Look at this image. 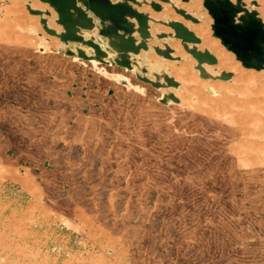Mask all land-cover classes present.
<instances>
[{"label": "rangeland", "instance_id": "1", "mask_svg": "<svg viewBox=\"0 0 264 264\" xmlns=\"http://www.w3.org/2000/svg\"><path fill=\"white\" fill-rule=\"evenodd\" d=\"M242 4L264 25V0ZM201 12L208 26L194 31L218 47L204 0ZM232 56H218L219 79L204 72L201 89L144 90L154 103L140 105L137 130L92 159L79 182L44 184L40 200H14L5 187L0 264H264V67Z\"/></svg>", "mask_w": 264, "mask_h": 264}, {"label": "crops", "instance_id": "2", "mask_svg": "<svg viewBox=\"0 0 264 264\" xmlns=\"http://www.w3.org/2000/svg\"><path fill=\"white\" fill-rule=\"evenodd\" d=\"M66 2L71 5L70 23L61 20L51 0H0V197L8 187L14 200H25L28 194L40 200L38 187L44 184L79 182L92 159L118 137L137 130L140 105L148 110L154 103L141 95L144 90L178 96L171 88L195 82L190 88L201 89L197 82L204 72L207 81L218 80L211 69L217 61H200L190 44L217 60L222 54L232 60L235 54L209 27L221 53L204 45L203 36L194 31L206 24L199 16L203 0H108L146 16L144 23L127 16L129 32L115 16L97 15L90 0ZM178 9L197 20L189 19L194 24L188 25L178 18ZM172 21L188 26L200 42L187 47Z\"/></svg>", "mask_w": 264, "mask_h": 264}, {"label": "water", "instance_id": "3", "mask_svg": "<svg viewBox=\"0 0 264 264\" xmlns=\"http://www.w3.org/2000/svg\"><path fill=\"white\" fill-rule=\"evenodd\" d=\"M57 7L63 22H72L70 13L71 5L66 0H51ZM234 4L231 0H204V5L214 17L215 35L232 50L246 67H264V25L255 18L256 12H250L237 0ZM104 2V5L102 4ZM90 7L100 16H115L120 26L127 32L132 30L127 16L134 17L141 23L146 21V16L126 3H109L108 0H90ZM103 5L104 7H102ZM102 7V8H101ZM186 18L196 21L193 16L180 11ZM243 12V13H242ZM242 13L237 21V16ZM176 36L182 38L186 43H199L200 38L190 31L183 23L173 22ZM196 58L203 62L215 63L217 61L208 50L199 51L192 49ZM229 76V75H227Z\"/></svg>", "mask_w": 264, "mask_h": 264}, {"label": "bare ground", "instance_id": "4", "mask_svg": "<svg viewBox=\"0 0 264 264\" xmlns=\"http://www.w3.org/2000/svg\"><path fill=\"white\" fill-rule=\"evenodd\" d=\"M205 45V44H204ZM206 46H208V47H210V48H212L213 50H215V51H217V52H220L219 51V49H218V47L214 44V43H208ZM221 53V52H220ZM223 66H232V67H235V65L233 66V65H231V63H229L226 59H224L223 60ZM231 68V67H230ZM237 68V67H236ZM188 72V71H187ZM243 75V74H242ZM244 78V77H243ZM224 81V80H223ZM42 87V86H41ZM25 88V87H24ZM44 88V87H43ZM42 88V89H43ZM52 88H54V87H52ZM60 88V87H59ZM38 90H40V89H38ZM43 90H46V89H43ZM53 90V89H52ZM51 91V90H50ZM34 92V91H33ZM52 92V91H51ZM65 92V91H64ZM36 93V92H35ZM41 93V92H40ZM43 93V92H42ZM44 94V96H45V93H43ZM136 94H138V93H136ZM50 95V94H49ZM56 95V94H55ZM60 95V94H59ZM58 95V96H59ZM39 96V95H38ZM210 96V95H209ZM42 97H43V95H42ZM46 97V96H45ZM53 97L55 98L56 96H54V94H53ZM66 97V96H65ZM139 97V96H138ZM228 97V96H227ZM44 98V97H43ZM205 98V97H204ZM216 98V97H215ZM37 99V98H36ZM35 99V100H36ZM41 99V98H40ZM56 99H57V97H56ZM61 99H62V97H61ZM64 99V98H63ZM38 100V99H37ZM46 100V99H45ZM63 101H65V100H63ZM67 101V100H66ZM232 101V100H231ZM248 100H246V102H247ZM257 100H255V102H256ZM40 102V101H39ZM44 102V101H43ZM61 102H62V100H61ZM216 102H218V101H216ZM215 102V103H216ZM222 102V101H221ZM238 102V101H237ZM248 102H250V101H248ZM22 103V102H21ZM64 103H66V102H64ZM224 103V102H223ZM229 103V102H228ZM23 104H25V103H23ZM42 104V103H41ZM63 104V103H62ZM156 104V103H155ZM217 104V103H216ZM220 104V103H219ZM227 104V103H226ZM29 105V104H28ZM31 105V104H30ZM261 105V104H260ZM263 105V104H262ZM160 106V105H159ZM246 107V106H245ZM30 108H31V106H30ZM230 108H232V107H230ZM24 109V108H23ZM28 109V108H27ZM26 109V110H27ZM33 110V109H32ZM40 110V109H39ZM29 111V110H28ZM36 111V110H35ZM31 112V111H30ZM240 112V111H239ZM238 112V113H239ZM257 112V111H256ZM33 113V112H32ZM237 113V114H238ZM243 114H244V112H242ZM24 114V113H23ZM161 114V113H160ZM159 114V115H160ZM208 114V113H207ZM28 116V115H27ZM235 116V115H234ZM233 116V117H234ZM248 116V115H247ZM25 117V116H24ZM246 117V116H245ZM29 118H31L30 117V115H29ZM237 119H238V116H237ZM248 120H249V118H247ZM250 119H252V117H250ZM28 121H29V119H27ZM244 120V119H243ZM30 121H31V119H30ZM177 122V121H176ZM237 122V121H236ZM28 124V123H27ZM181 124V123H180ZM190 124V123H189ZM243 124H245V123H243ZM195 125V124H194ZM29 126V125H28ZM41 126H42V124H41ZM4 127V126H3ZM31 127V126H30ZM185 127V126H184ZM247 127V126H246ZM250 128H251V126H249ZM263 127V126H262ZM5 129V128H4ZM259 129V128H258ZM264 129V128H263ZM262 129V130H263ZM32 130V129H31ZM189 129H187V131H188ZM260 131H261V129H259ZM245 131V130H244ZM253 131V130H252ZM8 132V131H7ZM31 132V131H30ZM44 132V131H43ZM149 132V131H148ZM258 132V131H257ZM9 133V132H8ZM193 133V132H192ZM243 133V132H242ZM13 134V133H12ZM27 135V134H26ZM28 136V135H27ZM11 137H12V135H11ZM243 137V136H242ZM186 138V137H185ZM245 138V137H244ZM249 138H251V137H249ZM12 139H13V137H12ZM9 140V139H8ZM29 140V139H28ZM239 140H241L240 138H239ZM244 140V139H243ZM251 140V139H250ZM254 140V139H253ZM252 140V141H253ZM238 141V140H237ZM246 141H248V140H246ZM255 141V140H254ZM253 141V142H254ZM8 142V141H7ZM12 142H14V140L12 141ZM163 142V141H162ZM256 142H258V141H256ZM17 144H18V141L16 142ZM260 142H258V144H259ZM163 145H164V143H162ZM166 144V143H165ZM230 144V143H229ZM241 144V143H240ZM247 144H248V142H247ZM249 144H250V142H249ZM255 144V143H254ZM7 145V144H6ZM232 145H234V144H232ZM17 146V145H16ZM229 146V145H228ZM228 146H227V148H228ZM256 146V145H255ZM8 147V146H7ZM232 147H234V146H232ZM236 147H237V145H236ZM261 147V146H260ZM38 148V147H37ZM14 149V148H13ZM229 149V148H228ZM238 149V148H237ZM253 149H255V148H253ZM257 149V148H256ZM4 150H6V149H4ZM34 150H36L35 148H34ZM240 150H241V148H240ZM13 151V150H12ZM11 151V152H12ZM237 151V150H236ZM242 151V150H241ZM240 151V152H241ZM245 151V150H244ZM8 152V151H7ZM16 152H18L17 151V149H16ZM29 152V151H28ZM32 152V151H31ZM50 152H52V151H50ZM49 152V153H50ZM231 152V151H230ZM253 152H255V151H253ZM257 152V151H256ZM236 153V152H235ZM250 154H251V152H249ZM33 154H35V153H33ZM18 155H19V153H18ZM40 155V154H39ZM47 155V154H46ZM246 155V154H245ZM36 156V154L34 155V157ZM45 156V155H44ZM7 157V156H6ZM26 157V156H25ZM57 157V156H56ZM5 158V157H4ZM17 158V157H16ZM252 158H254V156L252 157ZM14 159H15V157H14ZM27 159V158H26ZM32 159V158H31ZM52 159V158H51ZM255 159V158H254ZM253 159V160H254ZM18 160H19V158H18ZM35 161V160H34ZM59 161V160H58ZM256 161V160H255ZM254 161V162H255ZM36 162V161H35ZM38 162V161H37ZM42 162H43V160H42ZM48 162V161H47ZM47 162H46V164H47ZM249 162V161H248ZM55 163H58V162H55ZM49 164V163H48ZM58 164H60V163H58ZM45 165V164H44ZM62 165V164H61ZM162 165V164H161ZM253 165V164H252ZM259 166V165H258ZM251 167V166H250ZM56 168H58V167H56ZM55 168V169H56ZM175 168V167H174ZM176 169V168H175ZM174 169V170H175ZM60 170V169H59ZM58 170V171H59ZM233 170V169H232ZM178 171V170H177ZM173 172V171H172ZM223 173H225V172H223ZM32 174V173H31ZM204 174V173H203ZM33 177V176H32ZM235 178V177H234ZM233 179V178H232ZM32 180H33V178H32ZM64 181V180H63ZM70 183H72V182H70ZM74 183V182H73ZM232 184V183H231ZM72 185V184H71ZM244 191V190H243ZM178 192V191H177ZM256 193V192H255ZM254 193V194H255ZM259 194H261V193H259ZM252 196V195H251ZM226 201V200H225ZM225 203V202H224ZM253 204V203H252ZM254 205V204H253ZM82 206H84V205H82ZM168 206V205H167ZM182 206V205H181ZM74 207V206H73ZM253 207V206H252ZM85 208H87V207H85ZM181 209H182V207H180ZM184 208V207H183ZM250 208H251V205H250ZM70 209V208H69ZM180 209V210H181ZM254 209V208H253ZM257 209V208H256ZM2 210V209H1ZM21 211V210H20ZM81 211V210H80ZM85 211V210H84ZM172 211V210H171ZM258 211H259V209H258ZM7 212V211H6ZM5 212V213H6ZM78 212V211H77ZM87 212V211H86ZM170 212V211H169ZM9 213V212H8ZM184 213V212H183ZM73 214H74V211H73ZM174 214V213H173ZM92 215H94V214H92ZM170 215V214H169ZM168 215V216H169ZM175 215H177V214H175ZM91 216V215H90ZM170 216H172V215H170ZM180 216V215H179ZM82 217H84V215H82ZM173 217V216H172ZM234 218V217H233ZM144 220V219H143ZM177 220V219H176ZM210 220V219H209ZM165 221H167V219L165 220ZM175 221V220H174ZM92 223H95V222H92ZM212 224V223H211ZM90 226V225H89ZM84 227H85V225H84ZM98 227V226H97ZM103 230H104V228H102ZM102 230V231H103ZM88 232V231H87ZM105 232V230L103 231V233ZM89 233V232H88ZM110 233V232H109ZM227 233V232H226ZM106 234H107V231H106ZM109 235V234H108ZM222 235V234H221ZM107 236V235H106ZM169 237V236H168ZM230 238V237H229ZM111 239V238H110ZM236 241V240H235ZM107 242V241H106ZM114 242V241H113ZM149 242V241H148ZM170 243V242H169ZM129 244V243H128ZM105 245V244H104ZM94 246V245H93ZM178 248V247H177ZM219 248V247H218ZM165 249V248H164ZM179 250H180V247L178 248ZM118 250V249H117ZM134 250V249H133ZM123 251V250H122ZM116 254H117V252H116ZM144 254V253H143ZM264 254V253H263ZM161 256V255H160ZM92 259V258H91ZM144 259V258H143ZM194 259V258H193ZM203 261V260H202ZM87 263V262H86ZM82 264V263H81ZM90 264V263H89ZM157 264V263H156ZM168 264V263H167ZM177 264V263H176Z\"/></svg>", "mask_w": 264, "mask_h": 264}]
</instances>
